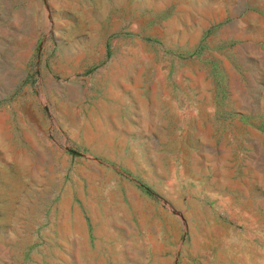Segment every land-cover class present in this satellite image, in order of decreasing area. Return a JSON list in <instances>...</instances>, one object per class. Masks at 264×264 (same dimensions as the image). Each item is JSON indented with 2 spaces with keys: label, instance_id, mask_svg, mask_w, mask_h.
Returning a JSON list of instances; mask_svg holds the SVG:
<instances>
[{
  "label": "rangeland",
  "instance_id": "obj_1",
  "mask_svg": "<svg viewBox=\"0 0 264 264\" xmlns=\"http://www.w3.org/2000/svg\"><path fill=\"white\" fill-rule=\"evenodd\" d=\"M0 264H264V0H0Z\"/></svg>",
  "mask_w": 264,
  "mask_h": 264
},
{
  "label": "crops",
  "instance_id": "obj_2",
  "mask_svg": "<svg viewBox=\"0 0 264 264\" xmlns=\"http://www.w3.org/2000/svg\"><path fill=\"white\" fill-rule=\"evenodd\" d=\"M84 157H88L90 161L94 160L98 165H100L104 161L99 157H89V156H84ZM111 168L112 167H110V169ZM112 172L117 174H125L127 176L125 172H123L122 170L119 171V169L113 168ZM138 191L143 193L145 195L144 196L145 198H151L150 193L143 185L140 184V187L137 189V192ZM100 194H98L97 192H93L92 197L96 199V201L100 200L99 199ZM153 205L154 203H152V206ZM93 210L96 212L99 211L97 206H95ZM75 211H76L75 218L77 223L76 226H73V228L71 227L70 224L67 225V230H66L67 242L73 241L77 244H81V246L76 249L77 251H83V252L104 251L103 244L106 242V237L113 236L116 233V228L121 226L113 222L111 224H108L109 221L106 223L101 222L100 221L101 219L98 217L97 213L88 212L86 209L82 208L79 204L76 205ZM129 228L130 227L128 226L127 229Z\"/></svg>",
  "mask_w": 264,
  "mask_h": 264
}]
</instances>
